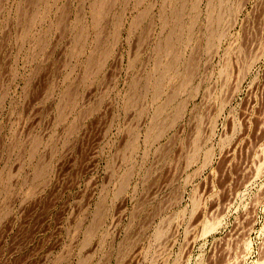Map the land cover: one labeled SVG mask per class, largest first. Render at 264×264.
I'll return each mask as SVG.
<instances>
[{
	"label": "rangeland",
	"instance_id": "374dc122",
	"mask_svg": "<svg viewBox=\"0 0 264 264\" xmlns=\"http://www.w3.org/2000/svg\"><path fill=\"white\" fill-rule=\"evenodd\" d=\"M0 264H264V0H0Z\"/></svg>",
	"mask_w": 264,
	"mask_h": 264
}]
</instances>
